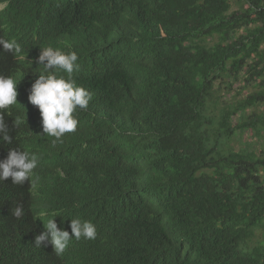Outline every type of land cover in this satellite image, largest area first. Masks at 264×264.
Segmentation results:
<instances>
[{"label": "trees", "instance_id": "obj_1", "mask_svg": "<svg viewBox=\"0 0 264 264\" xmlns=\"http://www.w3.org/2000/svg\"><path fill=\"white\" fill-rule=\"evenodd\" d=\"M33 1L24 8L30 28L45 29L47 0ZM64 1L73 10L70 33L88 29L73 50L79 80L98 91L103 107L84 115L106 175L94 192L93 161L66 163L51 176L65 195L56 191L45 208L60 224L79 213L104 242L94 256L85 251L88 261L68 248L58 256L48 244L36 247L38 220L23 206L24 188L8 178L0 182V264H264V149L252 141L264 135V0ZM8 27L1 16L0 39L10 41ZM14 66L0 46L1 75L28 86L42 67L32 59ZM241 81L255 89L236 105L219 103L215 84L229 92ZM248 130L253 143L232 147ZM140 146L148 184H156L149 211L129 198L143 188L130 165ZM16 206L25 212L20 219ZM32 206L43 212L41 200Z\"/></svg>", "mask_w": 264, "mask_h": 264}, {"label": "clouds", "instance_id": "obj_2", "mask_svg": "<svg viewBox=\"0 0 264 264\" xmlns=\"http://www.w3.org/2000/svg\"><path fill=\"white\" fill-rule=\"evenodd\" d=\"M32 4L0 0V17L4 16L9 22L11 33L10 41L0 39V46L11 56L14 69L18 63L29 59L42 66L39 77L33 78V83L28 86L18 82L21 78L0 74V147L6 150L3 153L5 159L0 161V182L11 178L13 184L24 188L23 206L26 203L28 211L33 213L34 225L38 220L36 247L48 244L58 256L68 248L72 252H82L88 261L85 251L90 250L88 255L94 256L104 242L100 229L97 231L91 221L80 219L79 213L65 214L64 222L60 224L45 208L56 191L65 195L51 176L60 172L66 163L78 166L93 161L98 174L97 184L92 185L94 192L101 189L106 175V163L96 158L97 148H92L95 137L86 132L93 122L84 115L91 107L97 111H102L103 107L96 104L98 91L79 80L80 56L73 50L79 48L75 43L81 36L86 37L88 29L83 25L70 33L73 10L64 0H47V27L32 30V19L29 20L24 11L26 7L36 6L33 0ZM52 28L57 31L50 36ZM108 43L109 39H101L102 45ZM185 49L186 45L184 53ZM1 111H7L8 116L1 115ZM67 149H72L73 154L60 161L59 153ZM141 153L140 146V153L133 155L130 165L141 171L135 185L143 188L129 198L135 203L141 202L149 211L156 204V184H148ZM35 200H41L42 213L32 206ZM12 215L17 219L23 217V207L16 206ZM70 244L72 247L69 248ZM60 261L69 264V260Z\"/></svg>", "mask_w": 264, "mask_h": 264}, {"label": "rangeland", "instance_id": "obj_3", "mask_svg": "<svg viewBox=\"0 0 264 264\" xmlns=\"http://www.w3.org/2000/svg\"><path fill=\"white\" fill-rule=\"evenodd\" d=\"M236 6L233 5L232 6V11L236 10ZM225 81H229L228 79H226V77L224 78ZM243 80V79H242ZM222 81V79H220V82ZM254 82H246V81H241L239 83H236L233 86V91H229L227 92L226 87L223 84H215L214 90H215V95L219 96V103H223L224 100L226 101H230L232 105H236L237 103H239V101L242 100V96L247 94L248 92H251L255 89V86H253ZM239 86L240 87H244L245 89L243 90V93H239L236 91V88ZM246 133L243 136H238L233 142H232V147H234L235 149L239 148V146H242L241 144L245 145L247 143H253V142H257L256 146L260 149H264V135H263V139H257V138H253V142L251 140H249L248 138L251 137L252 132L245 131Z\"/></svg>", "mask_w": 264, "mask_h": 264}]
</instances>
